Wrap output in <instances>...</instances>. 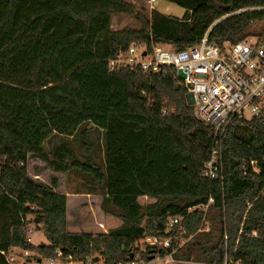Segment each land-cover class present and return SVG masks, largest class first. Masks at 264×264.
I'll use <instances>...</instances> for the list:
<instances>
[{
	"label": "trees",
	"instance_id": "16d2710c",
	"mask_svg": "<svg viewBox=\"0 0 264 264\" xmlns=\"http://www.w3.org/2000/svg\"><path fill=\"white\" fill-rule=\"evenodd\" d=\"M168 1L184 8L181 17L153 10L150 19L148 8L126 0H0V251L149 262L177 258L175 240L190 236L185 258L196 250L203 264H220L225 254L264 264V110L251 120L234 117L215 135L196 118L173 66L155 73L112 63L131 44L180 51L206 32L218 45L260 36L253 25L264 27V0ZM114 14L131 16L138 28L111 30ZM91 130L102 133V164L91 153ZM78 136L83 160L72 147ZM219 137L223 180L202 175ZM35 159L54 173L89 177L102 194L100 210L120 223L68 230L66 195L55 176L43 182L28 173ZM141 196L152 201L140 203ZM204 219L209 228L199 231ZM29 227L47 242L33 243ZM151 237L169 245L148 244ZM0 264L12 263L0 252Z\"/></svg>",
	"mask_w": 264,
	"mask_h": 264
},
{
	"label": "built area",
	"instance_id": "2783aa9c",
	"mask_svg": "<svg viewBox=\"0 0 264 264\" xmlns=\"http://www.w3.org/2000/svg\"><path fill=\"white\" fill-rule=\"evenodd\" d=\"M144 2L150 19H156L152 17L153 10L159 12L154 7L155 0H144ZM159 13L162 15L161 12ZM207 33L197 44L180 51H173L156 44L148 52L144 46L131 44L125 51H120L112 63L155 73L165 66H173L188 93L191 94V105L194 107L196 118L212 126L215 135L223 136L234 117L251 120L260 116L264 110V34L247 36L236 43L224 42L218 45L208 39ZM216 146L204 163L202 175L209 179L223 180L220 137L219 145ZM209 201L212 199L210 198ZM175 222L177 219H171L169 226ZM33 231V227L27 228L28 235ZM169 241V238L159 241L156 237L146 240L148 244L162 247H167ZM17 248L23 251L21 260L17 256L14 257L13 251L9 254L5 251L0 252L12 264H29L27 256L30 250L19 247H14L13 250ZM59 255L58 252V257L55 258L38 257L32 259L30 264H63ZM65 258L69 259V257ZM83 262L103 264V260L95 256L88 257ZM238 263L225 254L220 264ZM114 264H145V262L136 257L133 261H117Z\"/></svg>",
	"mask_w": 264,
	"mask_h": 264
},
{
	"label": "rangeland",
	"instance_id": "374dc122",
	"mask_svg": "<svg viewBox=\"0 0 264 264\" xmlns=\"http://www.w3.org/2000/svg\"><path fill=\"white\" fill-rule=\"evenodd\" d=\"M132 2L135 8H147L144 0H126ZM154 7L159 12L181 17L184 13V8L172 3L168 0H155ZM148 16V11L145 12ZM263 23H255L253 29L255 31H261L264 34V27L261 29ZM123 28H138L137 22L131 16L127 14H114L111 17L110 29L117 30ZM248 114V113H246ZM87 140L92 142L91 153L94 160L102 164L104 158L103 152V143H102V133L97 130H91L88 132ZM81 138L78 136L73 142L72 147L74 149L75 155L83 160L85 159L86 154V145H81ZM47 147V146H46ZM28 173L43 182H49L51 176H55L57 179V185L55 189L59 192H62L67 197V211L69 219V227L67 228L70 231L85 230L90 232L106 231L109 228L117 226L120 221L114 216L106 215L100 210V202L102 194L97 188L96 184L87 176L82 174L80 171H72L69 173H54L49 169L44 168V162L38 159L30 160L28 162ZM140 203H147L152 201L151 198L147 196H141L139 198ZM27 219L30 220V226L36 228L35 220L32 215H27ZM209 228V221L204 219L200 224L199 231H205ZM191 237L188 238L180 237L175 240L176 246L175 250H179V256L174 258L170 255L164 257H155L145 264H203L198 262L194 257L197 254L196 250H191L190 257H183L184 253L187 252V248L183 247L185 242L188 241ZM31 240L35 244L46 243L47 239L43 233L38 230L33 232L31 235ZM146 243V242H145ZM137 247L142 250L144 248L143 240H139ZM14 257H18L19 260L23 257V251L17 249L13 250ZM92 256H96L93 254ZM185 256V255H184ZM41 257L36 253V251H29L27 256V262L30 264L32 259ZM139 257V256H137ZM63 264H86L82 261H70L69 259L62 258ZM43 263H45L43 261Z\"/></svg>",
	"mask_w": 264,
	"mask_h": 264
},
{
	"label": "water",
	"instance_id": "95a60500",
	"mask_svg": "<svg viewBox=\"0 0 264 264\" xmlns=\"http://www.w3.org/2000/svg\"><path fill=\"white\" fill-rule=\"evenodd\" d=\"M186 98H187V102L189 103V104H191L192 103V97H191V94L190 93H187L186 94ZM153 259V255H151L150 257H149V260H152Z\"/></svg>",
	"mask_w": 264,
	"mask_h": 264
},
{
	"label": "crops",
	"instance_id": "0c3cea01",
	"mask_svg": "<svg viewBox=\"0 0 264 264\" xmlns=\"http://www.w3.org/2000/svg\"><path fill=\"white\" fill-rule=\"evenodd\" d=\"M61 193H62V192H61ZM67 197H68V196H67ZM67 197H66V220H67V225H66V226H67V228H68L70 224H69V219H68V216H67V215H68V214H67V213H68V211H67Z\"/></svg>",
	"mask_w": 264,
	"mask_h": 264
}]
</instances>
